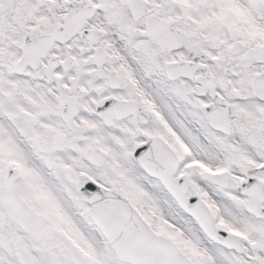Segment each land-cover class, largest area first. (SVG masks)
Listing matches in <instances>:
<instances>
[{
	"label": "snow or ice",
	"instance_id": "1",
	"mask_svg": "<svg viewBox=\"0 0 264 264\" xmlns=\"http://www.w3.org/2000/svg\"><path fill=\"white\" fill-rule=\"evenodd\" d=\"M0 264H264V0H0Z\"/></svg>",
	"mask_w": 264,
	"mask_h": 264
}]
</instances>
